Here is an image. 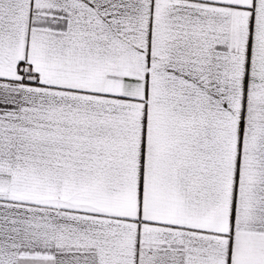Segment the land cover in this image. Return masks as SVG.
Instances as JSON below:
<instances>
[{
  "label": "snow or ice",
  "instance_id": "6c2138e0",
  "mask_svg": "<svg viewBox=\"0 0 264 264\" xmlns=\"http://www.w3.org/2000/svg\"><path fill=\"white\" fill-rule=\"evenodd\" d=\"M0 264H264V0H0Z\"/></svg>",
  "mask_w": 264,
  "mask_h": 264
}]
</instances>
